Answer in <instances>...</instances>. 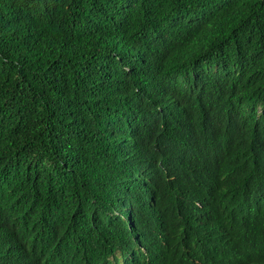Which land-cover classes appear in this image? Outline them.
Masks as SVG:
<instances>
[{"label":"trees","instance_id":"trees-1","mask_svg":"<svg viewBox=\"0 0 264 264\" xmlns=\"http://www.w3.org/2000/svg\"><path fill=\"white\" fill-rule=\"evenodd\" d=\"M0 264H264V0H0Z\"/></svg>","mask_w":264,"mask_h":264}]
</instances>
